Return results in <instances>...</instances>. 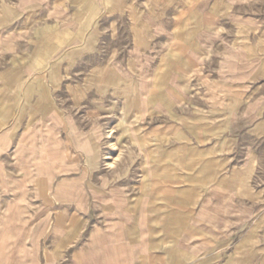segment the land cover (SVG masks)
I'll list each match as a JSON object with an SVG mask.
<instances>
[{"label":"rangeland","instance_id":"374dc122","mask_svg":"<svg viewBox=\"0 0 264 264\" xmlns=\"http://www.w3.org/2000/svg\"><path fill=\"white\" fill-rule=\"evenodd\" d=\"M100 1L106 9L107 3L114 5L113 0ZM197 1L151 2L146 18L157 31L163 24L155 23V17L161 19L165 10L176 22L169 23L174 38L155 40L154 53L147 56L140 54L146 50V35L132 34L127 17H119L118 27L105 20L106 34L96 48L100 52L77 64L76 73H70L73 62H66V73L58 79L27 70L23 56H34L39 32L12 31L21 21L18 5L28 8L32 1L0 0V90L12 87L9 78L20 76L23 89L30 82L37 89L50 87L49 98L67 114L73 111L81 131L87 189L93 192L104 181V188L150 197L162 193L159 203L165 210L153 214L164 213L168 242L174 235L170 229L195 224L204 215L199 211L207 194L223 192L214 196L222 201L223 219L214 213L213 218L224 229L205 226L202 235L224 242L217 244L223 253L217 255L219 263L226 257L225 264H264V0ZM43 5L39 14L46 20L36 22L59 24L58 12L65 6L76 16L88 12L91 24L98 18L91 12L96 0H46ZM128 12L138 22L135 28L145 29L142 11ZM24 21L33 28V19ZM70 95L77 109H71ZM0 102L13 104L5 93ZM14 116L13 111L11 122ZM10 211H1L0 233L16 231V214ZM96 219H87L86 228Z\"/></svg>","mask_w":264,"mask_h":264},{"label":"crops","instance_id":"0c3cea01","mask_svg":"<svg viewBox=\"0 0 264 264\" xmlns=\"http://www.w3.org/2000/svg\"><path fill=\"white\" fill-rule=\"evenodd\" d=\"M31 1L28 8L18 5L21 21L12 31L39 32L40 39L33 46L34 56L25 52L23 58L27 70H36L46 78L62 79L63 66L69 61L73 62L70 73H76L77 64L100 52L96 48L106 34L105 20L118 27L119 17H127L132 34L146 35L142 55L154 53L155 40L174 38L169 23L176 21L174 15L165 13L168 10L162 12L161 19L155 17V23L163 24L158 31L146 18V9L156 0H127L124 2L127 7L120 0H113L114 5L107 3V9L96 0V10L92 6L91 12L95 11L98 18L92 19V24L88 12L83 10L76 16L66 13L67 6L64 11L55 10V14H61L59 24L36 22L46 20L39 14L46 0ZM173 6L167 4L168 8ZM132 8L142 11L145 29L135 28L138 22L128 16ZM107 10L111 13L104 15ZM25 17L35 21L33 28L23 22ZM89 68H93L92 64ZM20 77L9 78L12 87L0 90V98L5 93L13 103L0 102V214L2 211L5 215L9 209L16 214L12 222L16 231L0 233V264H225L227 258L219 263L217 256L223 254L217 248L223 241L216 244L202 235L205 226L208 230L214 226L224 229V224L219 225L213 218L214 213L216 219H223L224 208H219L222 201L219 204L214 199L222 197L223 192H208V200L200 205L199 213L204 215L195 224H178L170 229L174 235L168 242L164 213L153 214L154 210H165L163 202L159 203L164 195L154 192L150 197L142 191L133 194L111 186L104 188V181L93 192L88 190L91 186L82 179L80 163L84 143L73 111L67 114L63 105L49 98L50 87L43 85L37 89L30 82L21 88ZM22 97L29 104H19ZM69 99L73 100L71 95ZM73 101L74 104L69 102L72 110L79 105ZM13 111L15 120L11 122ZM29 162H36L37 167ZM92 216H96V222L86 228V221Z\"/></svg>","mask_w":264,"mask_h":264},{"label":"bare ground","instance_id":"6f19581e","mask_svg":"<svg viewBox=\"0 0 264 264\" xmlns=\"http://www.w3.org/2000/svg\"><path fill=\"white\" fill-rule=\"evenodd\" d=\"M215 19V18H214ZM75 47V46H74ZM61 55V54H60ZM108 135V134H107ZM42 144V143H41ZM96 144V143H95ZM110 145V144H109ZM112 145V144H111ZM110 145V146H111ZM112 147V146H111ZM113 147H114V145H113ZM100 151V150H99ZM93 155V154H92ZM89 157V156H88ZM104 158H105V156H104ZM108 158V157H107ZM91 159V158H90ZM98 159V158H97ZM110 164V163H109ZM110 166H112V164H110ZM4 225V224H3Z\"/></svg>","mask_w":264,"mask_h":264}]
</instances>
